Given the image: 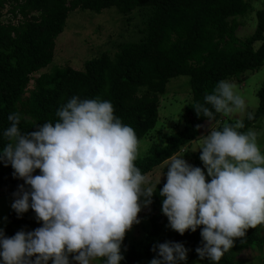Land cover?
Here are the masks:
<instances>
[{
  "label": "clouds",
  "instance_id": "9594fccd",
  "mask_svg": "<svg viewBox=\"0 0 264 264\" xmlns=\"http://www.w3.org/2000/svg\"><path fill=\"white\" fill-rule=\"evenodd\" d=\"M192 107L212 120L214 113H245L248 105L235 83L221 80L203 104ZM114 113L109 100L73 96L57 109L55 123L35 131H21L20 113L8 115L0 162L24 181L11 207L18 216L32 209L42 226L12 237L0 229L3 264H121L126 233L140 223L139 213L151 205L161 178L152 184L142 174L136 165L141 141ZM244 128L237 119L209 130L198 150L203 168L183 156L165 161L166 183L158 193L162 213L180 235L200 228L203 244L196 252L214 264L249 229L264 225V154L259 133ZM152 250L157 257L149 264H179L189 251L172 241Z\"/></svg>",
  "mask_w": 264,
  "mask_h": 264
},
{
  "label": "trees",
  "instance_id": "16d2710c",
  "mask_svg": "<svg viewBox=\"0 0 264 264\" xmlns=\"http://www.w3.org/2000/svg\"><path fill=\"white\" fill-rule=\"evenodd\" d=\"M4 4L9 5L12 18L20 19L0 22V150L7 143L3 131L10 126L9 114H21L22 132L35 131L39 124L55 123L57 109L73 96L109 100L114 114L131 126L141 140L156 124L158 97L164 93L168 80L186 76L190 101L179 125L161 142L150 144L136 161L142 174H146L200 138L198 125L210 124L220 129L225 122L235 123L230 119L222 121L216 113L212 120L198 116L192 106L203 104L205 94L213 93L219 81L252 72L264 61V3L255 12L254 29L244 38H238L235 31L239 26L237 17L248 10L246 0H0V7ZM110 7L120 14L140 10L141 29L136 40L118 44L111 56L102 52L84 61L81 70L54 66L31 79L33 73L52 61L54 39L63 31L69 11L98 13ZM30 80L32 87L26 91ZM255 95L253 119L247 115L242 118V132L264 116V81ZM199 148L190 153V158L192 166L203 168ZM13 172L11 165L0 162V189L14 202L13 193L24 181L14 177ZM34 174H39V170ZM164 183L166 179L160 181L151 205L145 207L148 228L142 241L121 249V264H149L157 257L153 247L168 241L182 243L190 256L199 258L196 249L203 244L200 228L183 235L165 229L167 217L162 213L163 198L158 194ZM34 217L32 209L21 216L9 210L8 224L1 229L6 237L21 230L33 231L42 226ZM263 243L259 226L249 229L218 264H239L236 257L242 250L260 252ZM198 264L214 262L199 258Z\"/></svg>",
  "mask_w": 264,
  "mask_h": 264
},
{
  "label": "rangeland",
  "instance_id": "374dc122",
  "mask_svg": "<svg viewBox=\"0 0 264 264\" xmlns=\"http://www.w3.org/2000/svg\"><path fill=\"white\" fill-rule=\"evenodd\" d=\"M246 1L249 6L247 12L242 17H237L236 19L239 23L235 31L238 38H244L252 32L255 26V12L264 3V0ZM8 9V4L0 7V22L18 21L20 18H12L8 13ZM140 21V10L137 9H134L128 14H120L113 7L104 8L98 13L81 9L69 11L63 31L54 39L52 61L46 67L33 73L31 79L39 73L49 72L54 66H69L75 70H81L84 61L96 57L102 52H106L111 56L116 51L118 44L126 41H134L140 36ZM227 81L237 85V91L245 98L248 105L245 113H237L227 117L220 114L222 121L227 119L236 121L246 116L247 112L252 113L257 105L255 93L264 81V61L254 71H245L237 77H231ZM31 87L32 80L28 82L26 91L31 89ZM26 95L27 92L23 94V97ZM189 101L190 93L187 77L176 76L170 78L165 85L164 93L158 97V117L156 124L140 140V156L145 154L150 144L161 142L169 133L177 128L183 109ZM213 128L214 126L210 124L206 126L201 125L199 127L200 138L182 147L175 156H183L192 165L190 153L195 152L200 147L203 142V136L207 135L208 131ZM250 128L259 133L257 142L262 154H264V116ZM165 161L145 174L152 184H156L160 178L161 180L166 179L167 168ZM12 203L13 201L9 198L6 191L0 189V229L8 224L7 212L13 210L11 207ZM146 211L147 208H142L139 213L140 223L134 224L132 229L126 233L121 249H125L128 244L137 246L142 241L145 231L148 228ZM34 218L36 219V217ZM165 227L167 231L169 229L171 230L168 219ZM259 233L264 238V225L259 226ZM263 248L264 243L262 244V250L260 252L252 249H244L237 255L236 260L239 264H264ZM198 262L199 258L197 256H190L188 254L187 260L181 261L179 264H198ZM49 264H52V262L49 261ZM94 264L101 263L98 261L94 262Z\"/></svg>",
  "mask_w": 264,
  "mask_h": 264
}]
</instances>
